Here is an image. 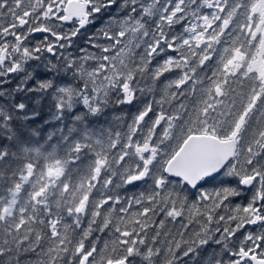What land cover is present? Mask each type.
Returning a JSON list of instances; mask_svg holds the SVG:
<instances>
[{"label": "snow or ice", "instance_id": "obj_1", "mask_svg": "<svg viewBox=\"0 0 264 264\" xmlns=\"http://www.w3.org/2000/svg\"><path fill=\"white\" fill-rule=\"evenodd\" d=\"M0 264H264V0H0Z\"/></svg>", "mask_w": 264, "mask_h": 264}, {"label": "trees", "instance_id": "obj_2", "mask_svg": "<svg viewBox=\"0 0 264 264\" xmlns=\"http://www.w3.org/2000/svg\"><path fill=\"white\" fill-rule=\"evenodd\" d=\"M70 26H71V25H70ZM70 26H69V27H70ZM93 30H94V29H93ZM85 35H87V34H85ZM82 37H83V36H82ZM82 37L80 38V40L83 39V38H84V39L86 38L85 36H84L83 38H82ZM84 39H83V40H84ZM78 40H79V39H78ZM80 40H79V41L76 40V42H75V43H77L76 45H80V44H82L83 40H81V41H80ZM79 43H80V44H79ZM77 48H79V47L74 46V47L71 49V51H72V53H73L74 55H76V53L78 52V51L76 50ZM75 50H76V51H75ZM15 85H16V81L13 80L11 83H9V84L7 85V87H8V88H14ZM129 194H131V193H129ZM239 202H240V203H245L246 201L241 200V201H239Z\"/></svg>", "mask_w": 264, "mask_h": 264}, {"label": "bare ground", "instance_id": "obj_3", "mask_svg": "<svg viewBox=\"0 0 264 264\" xmlns=\"http://www.w3.org/2000/svg\"><path fill=\"white\" fill-rule=\"evenodd\" d=\"M83 37H84V36H83ZM83 37H82V38H83ZM85 37H86V35H85ZM83 39H84V38H83ZM83 39H81V40H83ZM79 40H80V39H79ZM79 40H77V41H79ZM81 40H80V41H81ZM82 43H83V42H82ZM76 44H77V43H76ZM79 44H80V43H79ZM80 45H81V44H80ZM77 47H78V46H77ZM78 49H79V48H78ZM76 50H77V49H76ZM76 50H75V51H76Z\"/></svg>", "mask_w": 264, "mask_h": 264}]
</instances>
